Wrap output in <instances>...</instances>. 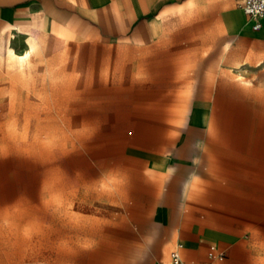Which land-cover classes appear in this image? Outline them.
Segmentation results:
<instances>
[{"label": "rangeland", "instance_id": "obj_1", "mask_svg": "<svg viewBox=\"0 0 264 264\" xmlns=\"http://www.w3.org/2000/svg\"><path fill=\"white\" fill-rule=\"evenodd\" d=\"M181 5L138 30L0 20V264H159L183 211L229 234L213 264H264V35L220 29L215 0ZM194 98L214 105L203 173L163 204L150 164Z\"/></svg>", "mask_w": 264, "mask_h": 264}, {"label": "crops", "instance_id": "obj_2", "mask_svg": "<svg viewBox=\"0 0 264 264\" xmlns=\"http://www.w3.org/2000/svg\"><path fill=\"white\" fill-rule=\"evenodd\" d=\"M215 1L222 10L221 21L218 22L220 29L229 33L235 32L240 35V39H247L249 32L260 31V34L264 35V19L260 29H253L252 22L240 6L239 0ZM201 2L203 0H0V20L11 22L28 13H43L49 22L67 24L72 21H88L94 23L102 20L107 24H94V26L138 30L144 27L143 20L147 15H163L171 7L181 4L182 6L192 3L200 4ZM18 27L16 25V28ZM213 91H217L215 87ZM207 101L210 102L203 98H194L184 123L185 128L176 138L175 147L159 154L150 164L153 169L162 170L167 175L163 204L181 206L189 204L194 182L203 173L205 152L202 145L208 138V126L213 123L212 109L214 108L213 103L208 105ZM181 216V223L171 228V232L167 235L172 239H183V242L178 241L174 248L182 244V253L186 259L205 261L198 260V257L204 247L207 255L212 243L228 251V247L224 246L221 240L211 239L220 233L223 239L229 238V234L221 225H214L209 219L203 217L186 223L185 211ZM234 249L237 251L238 247ZM214 262L211 260L207 264Z\"/></svg>", "mask_w": 264, "mask_h": 264}, {"label": "built area", "instance_id": "obj_3", "mask_svg": "<svg viewBox=\"0 0 264 264\" xmlns=\"http://www.w3.org/2000/svg\"><path fill=\"white\" fill-rule=\"evenodd\" d=\"M240 6L243 8L247 16L252 22V28L258 30L262 27L264 19V0H239ZM182 244H178L169 254V258L160 264H207L195 260H188L183 256ZM227 251L218 244L212 243L207 251V256L212 261H222L226 257Z\"/></svg>", "mask_w": 264, "mask_h": 264}, {"label": "bare ground", "instance_id": "obj_4", "mask_svg": "<svg viewBox=\"0 0 264 264\" xmlns=\"http://www.w3.org/2000/svg\"><path fill=\"white\" fill-rule=\"evenodd\" d=\"M182 6V5H181ZM34 48V47H33ZM13 50V49H12ZM13 53H14V51H13ZM15 54V53H14ZM11 55H12V53H11ZM18 55V54H17ZM29 54H28V52L26 53V57L28 56ZM20 58V57H19ZM18 58V59H19ZM25 59V58H24ZM246 63V60L244 61V59H240V60H237L236 62H235V66L237 67V68H240V67H242L244 64ZM211 231V230H210ZM207 233V232H206ZM209 236V235H208ZM187 255V254H186Z\"/></svg>", "mask_w": 264, "mask_h": 264}]
</instances>
